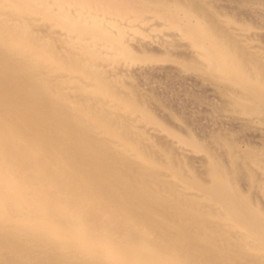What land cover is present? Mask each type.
<instances>
[{"label":"bare ground","instance_id":"obj_1","mask_svg":"<svg viewBox=\"0 0 264 264\" xmlns=\"http://www.w3.org/2000/svg\"><path fill=\"white\" fill-rule=\"evenodd\" d=\"M0 264H264V0H0Z\"/></svg>","mask_w":264,"mask_h":264}]
</instances>
